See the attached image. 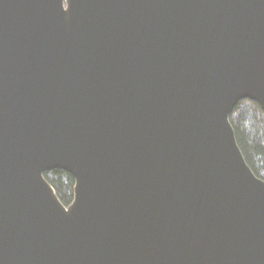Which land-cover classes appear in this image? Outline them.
I'll return each mask as SVG.
<instances>
[{
    "label": "water",
    "instance_id": "1",
    "mask_svg": "<svg viewBox=\"0 0 264 264\" xmlns=\"http://www.w3.org/2000/svg\"><path fill=\"white\" fill-rule=\"evenodd\" d=\"M247 99L264 0H0V264H264Z\"/></svg>",
    "mask_w": 264,
    "mask_h": 264
},
{
    "label": "trees",
    "instance_id": "2",
    "mask_svg": "<svg viewBox=\"0 0 264 264\" xmlns=\"http://www.w3.org/2000/svg\"><path fill=\"white\" fill-rule=\"evenodd\" d=\"M238 144L248 165L257 177L264 180V110L253 100H243L230 117ZM60 201L70 206L75 198V178L56 169L45 174Z\"/></svg>",
    "mask_w": 264,
    "mask_h": 264
}]
</instances>
